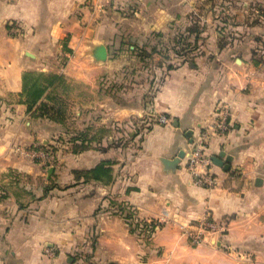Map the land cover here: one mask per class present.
Masks as SVG:
<instances>
[{"label": "crops", "instance_id": "0c3cea01", "mask_svg": "<svg viewBox=\"0 0 264 264\" xmlns=\"http://www.w3.org/2000/svg\"><path fill=\"white\" fill-rule=\"evenodd\" d=\"M194 2L0 0V264H71L67 250L80 232L98 255L90 264H264V52L225 48L217 34L210 50L195 43L193 62L168 49V58H149L145 82L111 79L137 67L136 46L187 29ZM101 44L106 62L94 57ZM62 94L85 145H73L66 178L28 159L59 133ZM224 107L229 129L211 135L207 154L229 169L213 163L217 184L198 185L188 157ZM50 168L62 191L45 193ZM120 205L154 232L132 233ZM209 220L218 230L202 229ZM189 230L203 231L200 244Z\"/></svg>", "mask_w": 264, "mask_h": 264}, {"label": "rangeland", "instance_id": "374dc122", "mask_svg": "<svg viewBox=\"0 0 264 264\" xmlns=\"http://www.w3.org/2000/svg\"><path fill=\"white\" fill-rule=\"evenodd\" d=\"M180 1L176 0V3ZM194 1L195 5L198 6L189 9L188 13L190 14V18L188 21V27H192L197 24L198 27L201 28L199 49L207 48L208 50H210L212 47H214L216 45L214 39L218 34L220 44L225 48L232 47V45L242 47L249 44L253 47V49L260 50L262 51V53L264 52V0H247L249 2L247 4V7L243 6L242 4L244 0H234V2H229L228 0H213L211 3L209 2L210 0ZM179 6L180 5H177L178 8L176 11L181 10L182 12L183 10L179 9ZM126 13H128L129 15L130 11L128 10L126 11ZM174 32L175 34L169 36L170 38L168 37L167 40L163 41V39L159 40L158 38H156V42L162 41L164 46V48H162L166 49L167 52L169 49L170 53L174 55L176 54V50H178L179 46L181 47V45L182 47L189 48V53L192 52L191 50L194 48V46H189L188 44L190 43L192 45L194 42L188 40V43L186 42L181 44L180 35L184 34L185 32H187L188 36L192 37L193 35H189L187 29H175ZM59 61L61 64H63L67 61V57L62 56L60 57ZM136 61L137 67L128 69V72L126 73V75L128 76L126 77V79H123V77H115L114 75L111 76V79H121L122 81H124V83H128L127 85H129V83H131L132 81L141 84L148 80L149 73L147 67L149 65V59L144 62L139 61L137 58ZM67 82L64 84L67 85ZM127 89L124 92H127ZM140 89H142V87ZM56 100L58 102L59 109L61 110L59 119L56 121V123L60 126L59 133L55 135L52 143L42 146L40 149H36V152L29 151L28 159L44 161L46 166H57L59 168V171L63 173L61 175L65 176L66 178L67 161L69 159H73L72 150L74 146L76 145L77 147H79L80 151L85 148L84 132L82 120H74V113L77 110L75 105H73L74 103L69 101V97L66 94H62L57 97ZM143 123L146 124L145 126L147 127V123L145 121H143ZM75 138L78 141L73 144L72 140ZM131 140H133L132 135L130 133H126L124 136L125 146L129 144ZM140 140L141 138H138L136 141H133V143H135V145L140 144ZM132 149L133 151H129L128 153L125 152L126 158L127 155L128 157L133 156V153H135L134 146H132ZM43 173V181L46 176H48L49 179L51 178L47 182L48 185L45 188V193L46 190H63V188H61V185L57 182L58 180H60L57 178V175H54L53 172L49 173V171H44ZM52 176L55 178H53ZM62 183L63 186L66 187V179ZM108 207L109 206H101L100 210L103 211ZM124 207L127 211H130L129 206ZM75 236L76 238L74 241H76L77 244L76 246L69 247L67 250L68 253L66 254V256L70 258L69 263L73 264L74 259L77 261V264H90L91 258L96 261L95 257H98V255L97 253L95 255L94 251L92 250L93 245L89 242V236L87 235V233H75ZM96 236L97 235L95 234L92 239H97ZM143 236L144 237H142V239L145 240V237L147 235ZM48 253L51 256H54L55 252L53 250H49Z\"/></svg>", "mask_w": 264, "mask_h": 264}, {"label": "built area", "instance_id": "2783aa9c", "mask_svg": "<svg viewBox=\"0 0 264 264\" xmlns=\"http://www.w3.org/2000/svg\"><path fill=\"white\" fill-rule=\"evenodd\" d=\"M161 122L167 123L168 120L165 116L160 119ZM230 124V110L227 107L222 108L217 114L213 122L206 127V129L198 137L194 144V148L188 157V168L195 178L198 185L206 187H214L217 184V179L210 171L213 161L210 155L207 154V144L213 134L223 135L228 129ZM36 155V154H35ZM218 223L214 221H207L203 224L202 229L218 230ZM195 245L202 242V230L187 231Z\"/></svg>", "mask_w": 264, "mask_h": 264}, {"label": "trees", "instance_id": "16d2710c", "mask_svg": "<svg viewBox=\"0 0 264 264\" xmlns=\"http://www.w3.org/2000/svg\"><path fill=\"white\" fill-rule=\"evenodd\" d=\"M213 0H210L209 2L211 3ZM187 31L189 33V35H193V37L188 36L187 32H185L184 34L180 35V43H188V40L193 41L194 43L191 45L190 43L188 44L189 46H194V48H196L195 43H198L200 41V34H201V28L198 27L197 24H195L192 27H187ZM161 34H156L155 37H160ZM158 42V41H157ZM180 45V44H179ZM148 47H150V51L148 49ZM163 43L162 42H158L155 45H143L141 47L136 46L135 47V51L137 52L136 56L138 58L139 61H144L146 62L149 58H151L152 54L154 53H162L164 56H166L168 58V56L166 55V49H163ZM188 47V46H187ZM180 48V49H179ZM178 50H176V54L178 56H182V57H186L187 59H189L191 62L194 61V55L191 57L188 50L189 48H185V47H181L179 46ZM193 48V49H194ZM126 79V77H125ZM33 98L37 99V97L40 96V94L42 93L41 91H33ZM31 106V105H29ZM43 110L46 111V108H42ZM52 109V110H51ZM51 109H47L49 111H55V108H51ZM48 112V111H47ZM48 191V190H47ZM110 206L112 207V205L110 204ZM130 211H127L125 209V207H122V205L119 206L117 213L119 215H121L129 224L132 233L138 234L139 236H143V235H151L155 228L156 225L151 224V223H147L144 221H141L137 218L136 212L134 209L129 208Z\"/></svg>", "mask_w": 264, "mask_h": 264}, {"label": "water", "instance_id": "95a60500", "mask_svg": "<svg viewBox=\"0 0 264 264\" xmlns=\"http://www.w3.org/2000/svg\"><path fill=\"white\" fill-rule=\"evenodd\" d=\"M94 57L99 62H106L108 60V49L106 45L101 44L98 45L95 49ZM222 157V156H221ZM212 161L214 164L224 167L225 169H229V164L222 161L220 157H212ZM53 169L49 170V173H52Z\"/></svg>", "mask_w": 264, "mask_h": 264}]
</instances>
